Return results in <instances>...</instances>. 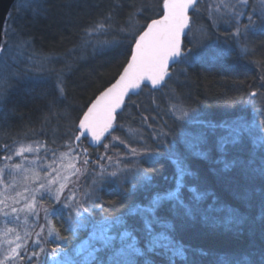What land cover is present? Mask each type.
I'll use <instances>...</instances> for the list:
<instances>
[{"label":"snow or ice","instance_id":"snow-or-ice-1","mask_svg":"<svg viewBox=\"0 0 264 264\" xmlns=\"http://www.w3.org/2000/svg\"><path fill=\"white\" fill-rule=\"evenodd\" d=\"M158 8L152 18L146 16V12L152 11L147 4L137 6L132 0H113L106 12L83 29V49L91 48L95 53L115 50L126 44L128 59L115 82L99 91L86 110H81L77 120L65 126L60 135L61 143L51 148L42 141H36V147L21 144L10 149L8 144L0 145V153H3L0 155V162H3L0 167V222L3 223L0 228V264H34L45 253L39 233L21 235L16 227H9L20 221L22 213L33 219L41 212L45 217H66L72 232L91 229L88 239L76 249L77 255L87 249L82 262L70 260L57 243L51 249L55 264H139L138 258H145L143 264H157L156 257L166 264H177V260L199 264L198 257L209 255L208 251L191 249L176 238V233L197 218L215 226L219 221L213 214L225 211V227L243 223V219L237 218L238 209L222 203L217 206L215 197L203 207L202 202L212 194L197 186H189L186 178L197 175L191 167V160L202 158L209 161L212 172L220 180H229L228 174L234 171H238L247 182L264 179V126L257 130L258 134H253V124L240 121L216 124L201 119L197 108L182 95L165 93L164 90L169 88L170 81L180 83V76L188 78V69L206 66L234 50L241 58L252 55L242 41L249 36L264 35V0H160ZM202 15L207 17L209 25L199 29V36H193L194 17L199 20ZM139 17H144L147 22L139 23ZM221 27L228 31L221 33ZM185 37L187 44L184 43ZM5 51V44L0 43V53ZM249 62L260 65V87L264 89V61ZM3 63L4 58L0 55V65ZM176 65L185 67L177 71ZM4 71L0 67V73ZM67 71H71V67H67ZM64 76V70L54 68H37L35 75L24 74L26 79L45 82L54 77L52 91L56 95L49 101L50 115H55L58 104L68 99ZM19 78L17 72H8L9 80ZM142 85L167 95L165 111L173 123L170 125L163 118L157 119L159 112L155 116L141 112L140 124L147 129L148 137L140 136L135 141L142 145L138 150L113 133L121 128L118 117L122 120L128 109L126 97L129 92L141 89ZM258 91L248 94L250 104L255 105ZM7 93L6 86L0 87V98L6 100ZM152 103L155 104V100ZM226 103L231 104V98ZM260 111L264 113V101ZM63 114L67 118L66 109ZM190 125L197 126V130L185 132L182 140L185 151L182 153L173 132L176 126ZM218 128L226 134L213 141ZM40 134L45 133L41 130ZM89 139L97 149L96 153H90L84 146ZM106 140L119 142L125 152L115 151V144L110 145ZM53 144H56L55 140ZM230 145L234 149L232 153L229 152ZM60 148L67 151L58 155ZM100 148L103 152L98 151ZM214 150L218 153L215 158ZM93 155L95 159H91ZM30 156L33 158L29 159ZM14 157L21 162L13 163ZM161 158H167L175 166L174 187L163 191L156 189L153 174L143 167L144 163ZM108 183L118 185L119 193L125 199L143 192L147 202L133 203L126 213L105 216L97 222L94 213L103 208L97 201ZM252 194L253 189L245 186L237 198L250 200ZM46 199L52 201L50 207H43L40 203ZM137 214L142 217L143 243L133 230L127 228L119 237L112 233L114 227L125 224V215ZM117 240L119 246L115 244ZM102 254L106 258H101ZM251 255L249 253L244 259L250 264H264V249L258 260L250 259Z\"/></svg>","mask_w":264,"mask_h":264},{"label":"trees","instance_id":"trees-1","mask_svg":"<svg viewBox=\"0 0 264 264\" xmlns=\"http://www.w3.org/2000/svg\"><path fill=\"white\" fill-rule=\"evenodd\" d=\"M132 2L137 6L147 4L152 11L146 12V16L155 18V13L159 11L160 0H132ZM112 4L113 0L16 1L9 20L12 37L16 40H24L33 54L41 58H51L47 69L65 71L68 99L63 104H58L55 115H50L49 101L56 95L52 91L54 77L46 82L26 79L19 71V75L21 74L19 80L7 79L6 84H11L12 88H7V99L0 108V145L42 141L47 142L50 148L56 147L61 143L60 135L65 130V126L71 121H76L81 110H86L89 102L95 99L99 91L115 81L128 59L126 44L115 50L95 53L91 49L81 48L83 29L90 26ZM127 11L126 9L125 15ZM118 19L122 21L123 17ZM138 19L141 24L147 22L144 17ZM204 19H207L205 15L199 20L194 17V27L197 22L202 24ZM220 32L225 33L227 30L220 28ZM187 42L186 38L185 44ZM242 43L247 45L252 55L241 58V55L234 50L230 55L210 61L206 66L188 69L190 76L188 78L180 76V83L176 80L170 81L169 88L164 90L165 93L175 92L182 95L188 103L197 108L201 119L211 120L216 124L231 123L239 119L249 121L253 116L258 130L264 126V113L260 111L262 105L250 104L248 94L258 90V85L262 82L259 79L261 72L260 65L249 61H264V35L249 36ZM67 67H71V71H67ZM183 67L185 66H175L177 71ZM229 98L231 104L226 103ZM153 100L155 104L152 103ZM167 101V95L143 86L139 94L128 97L126 101L128 109L124 113V118L121 120L118 117L123 130L120 128L114 134L140 150L142 145L133 140L129 141L130 137L125 134L124 129L139 132L140 136L147 139L148 131L140 124L141 112L149 116H155L159 112L160 116L157 119L163 118L171 125L173 121L165 114ZM65 109L67 118L63 114ZM41 130L44 135L40 134ZM143 130L146 133H141ZM196 130V126L175 127L173 137L177 140L182 153L185 151L182 144L185 132L194 133ZM218 130L219 128L213 136V141L219 136ZM54 140L56 144H53ZM148 142L151 144L150 140ZM86 147L90 153L97 152L96 148L89 147L88 144ZM228 148L230 153L234 151L233 146L230 145ZM115 149L121 148L115 145ZM62 150L63 148L58 149L57 154ZM217 155L214 150L213 158ZM91 159H95V156L93 155ZM190 163L197 175L186 178V183L212 194L202 202V206L207 207L215 197L217 206L222 203L238 209L237 218L243 219V223H234L230 227H225L224 219L227 212L214 213L219 221L215 226L211 222L206 223L197 218L176 233V238L191 249L203 248L208 251L209 255L198 257L199 264H236L237 261L240 264H250L249 260L244 259L249 253L252 254L250 259L258 260L261 250L264 249V179L258 178L247 182L238 171H234L228 174L230 179L224 181L215 176L208 160L193 158ZM143 167L153 174V184L157 190L163 191L174 187L172 178L175 174V166L167 158L144 163ZM245 186L253 189L250 200L237 198L238 194L243 193ZM105 188L106 190L100 194L101 199L97 201L98 204L103 205V208L102 211L97 209L94 213L96 221H100L105 216L115 217L124 214L133 203L147 202L143 192L125 199L119 193L117 186L106 184ZM185 196L187 198L186 191ZM51 221L57 243L67 252H72L78 244L87 239L91 231L90 228L70 231L66 217L51 216ZM141 226L142 217L139 214L125 215V224L114 227L112 233L119 237L120 232L127 228L133 230L143 243ZM58 237L64 239L59 240ZM115 244L119 246V240ZM52 245L51 247H56V244ZM101 258H106V255L102 254ZM144 259L138 258L139 264H143ZM156 261L157 264H166V261L159 257H156ZM177 264H190V261L177 260Z\"/></svg>","mask_w":264,"mask_h":264},{"label":"rangeland","instance_id":"rangeland-1","mask_svg":"<svg viewBox=\"0 0 264 264\" xmlns=\"http://www.w3.org/2000/svg\"><path fill=\"white\" fill-rule=\"evenodd\" d=\"M12 9H13V7H12ZM12 9H11V11H12ZM11 11H10V13H11ZM10 13H9L8 20H7L5 27H4L3 41H2V43L5 44L6 51L4 53H0V55H2L4 58V63L2 65H0V67L5 69V71L3 73H0V87L6 86L7 88H12L11 84H9V85L6 84V81L8 79L7 73L9 71H15L18 74L20 71L23 74L22 76H24L25 73H27L28 75H35V70L37 68H41L44 70L47 69L49 66L48 61H50L49 59H51V58H41V57L33 54L29 50V47L27 46L28 44L24 40H16L15 38L12 37L13 32H12L10 21H9L10 20ZM207 24L209 25V21L207 19H204V22L202 24L197 22V25L193 28V33H192L193 36H199L200 35L199 29L201 27L208 26ZM221 28H224V27H221ZM226 30L228 31V29H226ZM81 48H82V43H81ZM88 49H91V48H88ZM29 57H31V60H29ZM17 80H19V79H17ZM261 83H259V85H258V90H259L258 96L255 98V100H256L255 104H260V105H262V101H264V89H261V87H260ZM4 101H5V99L0 98V108H1L2 104H4ZM165 110H166V107H165ZM165 114H166V111H165ZM166 117L169 118V120H172L167 114H166ZM238 121L253 124V126H254L253 127V134L257 133L258 125L256 124V120L253 116L249 118V121L248 120L246 121L243 119H239ZM190 126L195 127V125H190ZM121 129L123 130V127H121ZM218 131H219V133L217 132V134H219V136L226 134L224 132V130H222V129H219ZM124 132H125V134H127L130 137L129 141L133 140L135 142L140 137L139 132L132 131L131 129H127V130L124 129ZM144 132H145L144 130L141 131V133H144ZM113 135H115V134L113 133ZM124 141H126V140H124ZM105 142L109 143V142H107V140ZM21 144H23L25 146L28 144H32L33 147L37 146L36 143H32V142L10 143L9 146H10V149H15V148H18ZM111 144L118 145L121 148V149H115L114 148L115 151H117L121 154H123L125 152V148L123 146H120L119 142H111L110 145ZM86 145H87V143L84 142V146H86ZM140 148H142V147H140ZM100 149H102V148H100ZM63 151H67V150L63 149L61 152H63ZM100 152H103V149ZM109 154H111V152ZM0 155H3V153H0ZM32 158H33L32 156L29 157V159H32ZM12 162L13 163H19V162H21V160L14 157ZM65 163H68V161H65ZM72 163H76L77 167H81V165L76 161H72ZM2 166H3V162H0V167H2ZM108 184H113V185L118 187V185H116L114 183H108ZM40 203L43 205V207H50L52 205V201L47 200V199L44 201H41ZM2 227H3V223L0 222V228H2ZM9 227H16L17 230L20 231L21 235H23L25 232L39 233V235L43 238L42 246L45 248V253L41 254L38 257V260L34 261V264H55V261L52 259V253H51V249H53L55 247H51V244H53V245L57 244V240H56V232L53 228V224L51 221V216L45 217L43 215V213L41 212V214L38 217L33 219L31 216H26L22 213L20 221L18 223L10 224ZM50 231L52 232L51 235H49ZM33 238H35V237H33ZM87 239H85V240H87ZM83 242L78 244L73 249L72 252L64 251L67 253V256L70 260H76L77 262L83 261L84 257L87 255V249H85V251L81 252L80 255L76 254L77 247H79L81 244H83ZM61 256L63 257V253L61 254Z\"/></svg>","mask_w":264,"mask_h":264},{"label":"water","instance_id":"water-1","mask_svg":"<svg viewBox=\"0 0 264 264\" xmlns=\"http://www.w3.org/2000/svg\"><path fill=\"white\" fill-rule=\"evenodd\" d=\"M16 1L17 0H0V43H2V41H3L4 27H5V24H6L7 20H8L9 13H10L13 5L16 3ZM186 38L187 37H185V39H184V43L186 41ZM171 68H172V65L170 64V69ZM143 86L144 85H142L141 88ZM140 90L141 89L130 91L128 97L131 96V95L135 96V95L139 94ZM128 97H126V101H127ZM92 143L93 142L91 141V139H89L87 141L88 146L94 148L92 146Z\"/></svg>","mask_w":264,"mask_h":264}]
</instances>
